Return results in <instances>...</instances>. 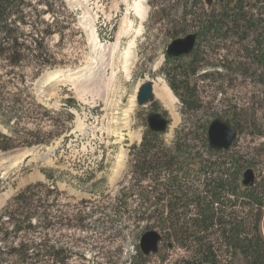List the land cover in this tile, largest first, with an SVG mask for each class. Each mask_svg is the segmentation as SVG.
I'll list each match as a JSON object with an SVG mask.
<instances>
[{
    "label": "rangeland",
    "instance_id": "1",
    "mask_svg": "<svg viewBox=\"0 0 264 264\" xmlns=\"http://www.w3.org/2000/svg\"><path fill=\"white\" fill-rule=\"evenodd\" d=\"M226 1L214 0V10ZM26 2L30 4L27 12L31 21L38 16V30L46 29L47 23L52 25L45 34L48 50L38 51V67L35 52H29V59L18 67L0 59V91L11 98L13 94H23L25 107L27 102L31 108L35 101L38 103V129L43 132L40 138L56 130L58 125L52 121L57 118L64 133L50 145L0 152V264H186L195 260L196 249L202 250V245L210 243L209 258L213 262L203 263L197 257V264H247L241 249L229 246V240L215 229L196 234L198 242L192 241L193 237L187 240V236H194L193 228L187 234L177 235L171 229L172 235H163L157 227L158 216L171 212L166 208L170 196L156 207V193L151 192L153 204L146 214L151 215L149 221L134 220L130 209L124 211L120 205L140 200L145 192L141 188L152 191L158 183L155 186L152 176L139 182V175H133L131 148L140 145L148 130V114L158 111L170 119V127L160 134L167 148H172L177 139L183 105L168 80H180L182 62L167 58L166 49L176 36L199 31L206 12L211 11L204 0ZM244 2L246 15L254 22L253 32L248 35L251 41L254 32L264 28V0ZM140 11L145 12L144 19ZM11 28L19 32L16 37L29 40L44 35L39 31L34 34L24 25ZM245 30L248 34L245 27L239 29ZM247 43L237 28L221 37L215 32L199 40L200 56L209 65L194 76L201 108L191 114L200 126L219 117L235 118L241 131L233 146L218 155L205 153L204 158L217 163L236 159L241 172L228 164L227 174L217 172L214 176L229 175L231 181L237 176L239 187H244V172L253 169L255 184L246 189H255L264 196V82H258V76L264 78V71L251 67L247 74ZM58 72L62 73L59 79L45 83ZM148 81H153V98L139 104L140 88ZM163 85L175 97L172 107L156 94L155 88ZM70 97L77 100L80 111L64 107V100ZM70 113L76 115L74 122L69 120ZM21 127V136L25 137L36 126L26 121ZM0 131L9 133L1 121ZM44 170L50 172L51 178ZM169 175L164 173L159 183ZM200 175L203 173H193L195 179ZM37 182L44 187L38 204L31 206L37 212L29 221L37 226L33 232L22 229L16 219H9L8 211L2 213L18 193ZM198 184L201 183L193 187ZM198 188L203 192L202 187ZM227 198L230 201L225 200L229 206L226 209L233 214L231 221L241 225L243 229L238 230L248 236L243 238L264 244V207L246 204L231 208L236 197ZM200 210L182 206L176 211L194 218ZM223 218L229 220L225 214ZM148 230L162 232L163 239L158 253L145 256L140 242ZM30 247L34 249L28 250Z\"/></svg>",
    "mask_w": 264,
    "mask_h": 264
},
{
    "label": "trees",
    "instance_id": "2",
    "mask_svg": "<svg viewBox=\"0 0 264 264\" xmlns=\"http://www.w3.org/2000/svg\"><path fill=\"white\" fill-rule=\"evenodd\" d=\"M249 2L251 3V1ZM244 3V0H228L221 5L218 10H214L213 7L210 12H206V20L201 22L199 31H196L199 33V37L193 53L186 57L188 60L184 61L185 58L176 59L182 62L179 65V68L182 70L178 73L180 80L173 82H171V80L168 81L170 87L180 98L183 105V120L176 133L177 139L172 148H167L160 139V134L148 129L144 133L140 145L131 148L134 153L132 165L134 168L133 175H139V182L143 179H150L152 176L155 181V186L156 183H158L156 188L154 187L152 191L151 189L147 190L146 188H141V192L144 190L145 192L144 195L141 194L142 198L140 200L123 201L120 202V205L124 207V211L130 209V216L133 217L134 220L149 221L151 215L146 216V214L150 206L154 203V206L157 207L166 196H170L171 200L166 204V208L170 209L171 212L167 215L158 216L159 221L157 222V227L164 232H161L163 235L165 232L166 236L172 235L173 232L169 231L171 229H173L177 235L182 233L187 234L188 231L190 232L193 228L194 236H187V240L193 237L192 241L198 242V239L195 238L196 234L204 230L215 229L216 231L222 232L223 236L229 240V242H227L229 246L236 248V250L238 248L241 249L240 251L244 254L247 264H264L263 242L246 238L248 237L246 233L238 230V227H242L241 225L237 226L238 223L231 221L233 219L232 210L228 211L226 208L229 206L225 203V200L230 201L227 197H236L231 208H235L236 206L241 207L246 204L262 208L264 207V196L262 192L255 189H246L244 185L245 188L239 187L236 180L237 176H235L234 181L228 178L229 175L223 174L214 176V173L217 172H225V174H227L230 170V168H226L228 164L238 173L241 172L239 163L233 158L226 163H217L216 161L204 158L205 153L209 155H218L221 151H215L210 148L207 140L208 125H198L193 121L191 114V112L198 111L201 108V101L198 97L197 81L194 80V76L202 71L205 65H209L208 63H204L199 52V40H201L203 36H208L216 32L221 37V34L227 35L231 28H237L239 36L241 38L245 36L246 39H248L246 45L248 48L247 58L251 60V63L249 59L247 60L246 58V65L248 67L246 69L247 74L248 71L249 74L251 73V67L255 69L258 67L259 72L264 71V28L259 30L260 32H254L256 35L252 36L251 41L249 40L248 35H251L253 32L254 22L251 17H247ZM29 6L30 4H28L26 0H0V59L7 61L12 67H18L25 63L29 59V52L36 53L35 62L38 67V51L48 50L45 36L47 35L46 30L51 28L52 25L47 23L46 29L38 30V16L31 21V15L27 12ZM42 21L46 23L45 20H41L40 22ZM17 24L19 28L22 25L31 28L34 34H38L39 31L41 34H44L43 38H36L33 36L34 38L29 40L23 37H16L15 34H19V32L13 30L11 26ZM242 27L248 30V34L246 30L245 32L239 31ZM48 33L53 34L54 32L50 31ZM248 61L250 66L248 65ZM42 64L45 65V63ZM258 82L261 84L264 82V78L262 79L261 75L258 76ZM22 95L23 94H13L14 98H11L8 94H4L0 91V121L9 131V133L0 131V152L38 145H50L59 140L64 133V130H61L60 118H57L55 122L52 121L55 123L54 125H58L56 130L47 133V137L45 133V136L40 138L43 132L41 129H38V103L35 101V106L31 108V104L27 102L25 107V101ZM64 107L80 111L79 103L72 97L64 100ZM58 115L61 114L58 113ZM53 119L54 118H52V120ZM75 119L76 115L70 113L69 120L74 122ZM26 121L28 124H35L36 127L31 130L28 136L24 137L21 136L23 135L21 126L22 122L26 123ZM232 121L238 128L240 135L241 129L234 117H232ZM58 122L59 124H56ZM41 128H43V126ZM194 172L203 173V175L197 176V179H195V176H193ZM43 173L47 178H51L50 172L44 170ZM164 173H170V175L168 179L163 176L164 182L159 183ZM198 181L201 183L200 185L198 184V186L204 189L203 192H200L198 186L197 188L195 186L193 187L194 183ZM42 187H44V184L38 182L27 186L16 195L14 200L6 207L2 214L5 215V212L8 211L9 219H16L18 224L22 225V229L28 231L30 229V231L35 232L37 226H33L29 221L37 215V212L36 208H31V206L38 204L40 189ZM183 187H186V189H183ZM236 188L239 192L235 190ZM151 192L156 193L154 198L157 197L156 201L153 203H151ZM199 193L203 196L197 195ZM183 201L186 202L183 203ZM182 206H189L194 209L201 208V210L197 214H194V218H188V214L186 213H177L176 210ZM221 207H224V210H222L223 208ZM224 214L229 220L223 218ZM237 221L242 224L244 223V221ZM189 224L190 227L188 226ZM242 235L246 237L243 238ZM220 239L222 240L223 238L221 237ZM187 240L185 239V241ZM210 244L206 245V247L202 245V250L196 249L195 260L193 259L192 262L187 261L186 264H197L199 261L203 263L213 262V260L209 258L212 248ZM219 245L220 243L217 244V247ZM31 249H34V247H30L28 250ZM197 257H199V261H196Z\"/></svg>",
    "mask_w": 264,
    "mask_h": 264
},
{
    "label": "water",
    "instance_id": "3",
    "mask_svg": "<svg viewBox=\"0 0 264 264\" xmlns=\"http://www.w3.org/2000/svg\"><path fill=\"white\" fill-rule=\"evenodd\" d=\"M208 9L213 8L214 0H204ZM199 33L191 32L172 40L167 46L166 57L169 59H183L190 56L197 44ZM153 81L142 84L139 94V104H145L153 98ZM148 127L156 133H166L170 126V119L161 112L152 111L147 117ZM238 138V129L230 118H215L207 127V139L211 149L222 151L230 149ZM256 175L253 169H247L243 174L242 184L252 187ZM162 241V234L157 230H148L141 237L140 247L145 256L158 253Z\"/></svg>",
    "mask_w": 264,
    "mask_h": 264
},
{
    "label": "bare ground",
    "instance_id": "4",
    "mask_svg": "<svg viewBox=\"0 0 264 264\" xmlns=\"http://www.w3.org/2000/svg\"><path fill=\"white\" fill-rule=\"evenodd\" d=\"M140 17L142 19H144L145 18V12L140 11ZM95 39L97 41L98 37H95ZM61 76H62V73L58 72L57 74L50 76L47 80L45 78L44 81L46 80L45 83L49 84V83L59 79ZM155 91H156V94L158 95V97L164 102V104H166L169 107H172L174 105L175 97H174L171 89L167 85H163L161 88L157 87V88H155ZM119 127L120 126L117 124L116 128L119 129ZM1 204H2V199L0 200V206H1ZM162 239H163V236H162Z\"/></svg>",
    "mask_w": 264,
    "mask_h": 264
},
{
    "label": "flooded vegetation",
    "instance_id": "5",
    "mask_svg": "<svg viewBox=\"0 0 264 264\" xmlns=\"http://www.w3.org/2000/svg\"><path fill=\"white\" fill-rule=\"evenodd\" d=\"M248 59H249V58H247V60H248ZM249 61H250V63H251V60H250V59H249ZM249 61H248V65H249ZM249 66H250V65H249ZM164 115H165V117H167L166 114H164Z\"/></svg>",
    "mask_w": 264,
    "mask_h": 264
}]
</instances>
